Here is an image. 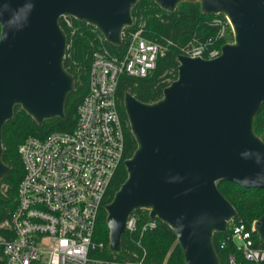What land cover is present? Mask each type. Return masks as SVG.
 Here are the masks:
<instances>
[{
	"label": "water",
	"instance_id": "obj_1",
	"mask_svg": "<svg viewBox=\"0 0 264 264\" xmlns=\"http://www.w3.org/2000/svg\"><path fill=\"white\" fill-rule=\"evenodd\" d=\"M172 13L197 3L201 15H223L232 43L210 60L176 57V76L161 98L142 103L125 92L121 108L135 148L126 177L103 205L107 250L119 254L127 216L145 210L173 233L183 264H219L213 234L236 216L218 181L264 190V143L252 122L264 102V0H151ZM137 0H0L1 129L18 106L36 124L63 116L74 79L63 67L59 17L94 27L112 47L132 25ZM264 241V213L253 223Z\"/></svg>",
	"mask_w": 264,
	"mask_h": 264
},
{
	"label": "built area",
	"instance_id": "obj_2",
	"mask_svg": "<svg viewBox=\"0 0 264 264\" xmlns=\"http://www.w3.org/2000/svg\"><path fill=\"white\" fill-rule=\"evenodd\" d=\"M67 18L59 17L69 28ZM224 19L222 24L211 21L219 25L217 38L231 29ZM170 45L168 41H147L136 31L130 33L125 53L118 59L101 44L91 56L88 90L77 107L73 130L53 132L42 140L27 138L17 147L23 175L15 208L0 224L4 231L0 234L2 264H144V252L132 262L98 259L94 252L101 245L93 243L92 236L111 181L125 160L115 96L117 78L120 74L147 77ZM67 48L66 44L65 51ZM219 51H204L193 40L181 55L210 60ZM137 219L134 211L127 216L123 236L135 232ZM233 219L227 224L225 240L219 243L221 248L227 242L233 247L228 263L237 264L236 256L245 262L263 263L264 249L256 246L252 237L254 221L246 227ZM153 227L148 219L141 229Z\"/></svg>",
	"mask_w": 264,
	"mask_h": 264
},
{
	"label": "trees",
	"instance_id": "obj_3",
	"mask_svg": "<svg viewBox=\"0 0 264 264\" xmlns=\"http://www.w3.org/2000/svg\"><path fill=\"white\" fill-rule=\"evenodd\" d=\"M219 16V15H218ZM211 16L201 15L197 3H180L172 13L161 11L151 0H137L131 9L132 25L123 29L121 45L112 47L92 26L78 22L69 17L70 27L67 28L62 19L58 20L68 45L63 58L65 71L74 79L73 90L66 96L63 106V118H54L36 125L18 106L14 107L13 115L1 129L2 162L9 169L0 181V224L9 219L15 208L17 187L23 171L17 147L27 138L42 140L53 132L70 133L76 122V110L88 90V73L91 56L100 45H104L110 55L121 59L125 53L130 33L140 31V36L147 41L171 45L162 57L157 58L154 70L145 78L128 77L120 74L116 81L115 96L117 110L122 123L124 135V158L127 159L135 148L130 137L124 113L121 108V99L125 92L142 103H152L161 98L162 89L176 76V57L188 49L189 43L195 41L203 46L204 51L220 49L226 42L217 38L219 25L212 24ZM224 26H226L224 24ZM100 37V38H99ZM228 39L231 35L228 33ZM253 133L264 143V102L252 122ZM126 173L121 164L108 188L105 203H108L118 186L124 181ZM217 190L234 208L236 216L233 221L241 222L246 227L257 220L264 213V190L242 189L227 181H218ZM137 216V227L130 236H122L119 254H110L107 250V229L104 223L102 208L97 216L92 241L100 244L95 250V256L101 260H115L119 263L132 262L142 256L144 264H183L182 254L172 231L156 219L151 229L142 230V226L149 219L144 210L134 211ZM4 231L0 230V234ZM226 234H213L212 245L219 264H229L228 256L234 253L230 243L224 248L219 246L225 240ZM256 246L264 249V241L260 242L256 234H252ZM237 264H253L241 260L236 256ZM0 264L2 262L0 261ZM260 264H264L260 263Z\"/></svg>",
	"mask_w": 264,
	"mask_h": 264
},
{
	"label": "rangeland",
	"instance_id": "obj_4",
	"mask_svg": "<svg viewBox=\"0 0 264 264\" xmlns=\"http://www.w3.org/2000/svg\"><path fill=\"white\" fill-rule=\"evenodd\" d=\"M211 21H214V22H218L219 24H222V23H224L225 22V19H224V16L223 15H219L218 16V14H216V15H212V17H211ZM229 28H230V26H229ZM230 31V32H229ZM228 31V29L227 30H224V31H222L221 32V34H220V37H221V35H222V39L226 42V43H232V34H230L231 35V40H229L228 39V33H231V29ZM145 211V210H144ZM256 221V220H255Z\"/></svg>",
	"mask_w": 264,
	"mask_h": 264
},
{
	"label": "bare ground",
	"instance_id": "obj_5",
	"mask_svg": "<svg viewBox=\"0 0 264 264\" xmlns=\"http://www.w3.org/2000/svg\"><path fill=\"white\" fill-rule=\"evenodd\" d=\"M228 21V20H227Z\"/></svg>",
	"mask_w": 264,
	"mask_h": 264
}]
</instances>
